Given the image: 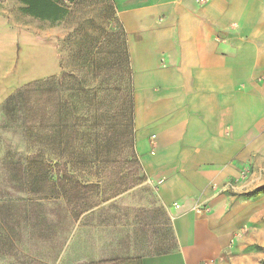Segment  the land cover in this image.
Instances as JSON below:
<instances>
[{
  "label": "crops",
  "instance_id": "crops-1",
  "mask_svg": "<svg viewBox=\"0 0 264 264\" xmlns=\"http://www.w3.org/2000/svg\"><path fill=\"white\" fill-rule=\"evenodd\" d=\"M110 1L130 57L136 158L155 200L122 224L110 202L77 218L60 201L51 208L68 217L13 219L0 264H261L264 191L250 192L264 185V0ZM56 23L41 33L0 8V106L61 73Z\"/></svg>",
  "mask_w": 264,
  "mask_h": 264
},
{
  "label": "trees",
  "instance_id": "trees-1",
  "mask_svg": "<svg viewBox=\"0 0 264 264\" xmlns=\"http://www.w3.org/2000/svg\"><path fill=\"white\" fill-rule=\"evenodd\" d=\"M17 1L24 15L49 23L98 3V0ZM99 3L104 17L113 25L94 37L87 27L92 20L78 21L79 40L74 59L81 75L62 72L29 82L2 104L7 107L15 96L23 103L22 127L32 149L24 167L29 177V193L62 199L74 218L93 206L88 191L100 187L99 183L72 179L65 172L66 162L79 164L84 172L101 171L107 163L117 165V145L123 143L130 147L131 154H136L132 70L126 38L114 17L113 3L110 0ZM144 177L142 172L141 179ZM260 191H264V185L250 193ZM11 233L12 228L7 234ZM127 263L128 260H112L89 264Z\"/></svg>",
  "mask_w": 264,
  "mask_h": 264
},
{
  "label": "rangeland",
  "instance_id": "rangeland-1",
  "mask_svg": "<svg viewBox=\"0 0 264 264\" xmlns=\"http://www.w3.org/2000/svg\"><path fill=\"white\" fill-rule=\"evenodd\" d=\"M18 4L17 0H0V8H4L11 22L45 33V28L50 26V23L26 18ZM104 15L98 0L95 6L88 7L86 5L77 13L71 11L68 16L54 24L52 34L56 39L61 58V73L81 75L75 66L76 60L74 59L79 40V33L76 29L78 21L91 19L93 23L88 24V31L96 37L113 25ZM46 55L50 58L54 57L50 50H47ZM36 67L39 69V62L36 63ZM31 69L33 70V68ZM53 69L54 64H52L50 72ZM36 73L39 71L35 73L31 70L21 72L22 76L29 77ZM91 85L93 86L94 82ZM21 87L23 85L14 89L6 99ZM22 104V100L15 96L7 107L0 106V234L5 233L6 235L9 231L7 225L13 219L25 221L30 218H43L51 212L68 217L66 210H54V208L52 210L51 208L52 204L59 203L63 201L62 199L54 198L51 195H34L28 191L29 177L24 167L26 158L32 149H29L27 145L22 127L24 115ZM115 150L118 156L116 159L119 161V164L116 161L115 167L112 166L113 163H107L103 165L104 168H101V171L86 170L84 172L79 164L67 161L65 172L80 183H99L100 188L97 191H88L89 201H92L94 206L103 202L113 203L116 208L115 222L122 224L125 221L124 217H129V215L133 217L137 214L139 219L144 216L149 203L155 200L152 189L154 185L148 184L144 178L141 179L142 172L139 161L136 154H131L129 146L122 143L121 146L117 145ZM68 211L70 213L71 210L68 209Z\"/></svg>",
  "mask_w": 264,
  "mask_h": 264
}]
</instances>
